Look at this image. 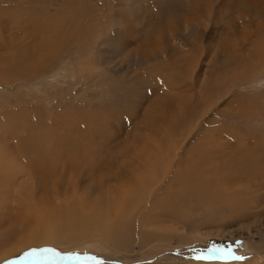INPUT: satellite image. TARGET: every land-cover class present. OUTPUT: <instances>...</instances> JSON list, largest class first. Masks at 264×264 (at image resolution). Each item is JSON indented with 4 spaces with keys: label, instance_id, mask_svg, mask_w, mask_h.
<instances>
[{
    "label": "rangeland",
    "instance_id": "1",
    "mask_svg": "<svg viewBox=\"0 0 264 264\" xmlns=\"http://www.w3.org/2000/svg\"><path fill=\"white\" fill-rule=\"evenodd\" d=\"M259 57L264 0H0V263L264 264V188L227 159L264 144V63L239 67ZM203 181L242 206L162 207ZM150 191L162 203L133 213L147 227L125 249L95 229L31 240L29 215L49 206L103 215Z\"/></svg>",
    "mask_w": 264,
    "mask_h": 264
},
{
    "label": "bare ground",
    "instance_id": "2",
    "mask_svg": "<svg viewBox=\"0 0 264 264\" xmlns=\"http://www.w3.org/2000/svg\"><path fill=\"white\" fill-rule=\"evenodd\" d=\"M259 3H261V2L259 1ZM252 5H253L254 11L256 9H258V8H261V6H259V5H255V4H252ZM261 61L264 63L263 58L261 59L259 57V58H256L255 61H253L251 63L243 64L244 66H242V65L239 66L243 70V72L241 73V75L242 76L246 75L248 72H250L251 69L257 67V65ZM58 68H59V66H58ZM58 68H57V70H59ZM255 72H257V71H255ZM258 78L259 77H256V75H255L254 76V81H256V82L259 81ZM260 80L261 81L264 80L262 78V74L260 75ZM255 131H256V129H255ZM255 131H254V133H255ZM254 137H257L258 139L261 138L262 140H264V131L263 132H261V131L260 132H256V134H255ZM251 140H255V139H251ZM263 145L260 146V147H257L256 149H253V150H248L247 148H241L238 151H236L235 153L233 152L234 153L233 155H230L229 154L228 155V158H227L228 159V162L231 163V166H232L231 169H232V172L235 173V175L238 176L240 174V175L245 176L246 173H251V174L248 175V177L249 178H255L259 182L261 181V183L257 186V187H260V188H264V146ZM255 147H256V144H255ZM43 152H42V155H43ZM219 152H221L220 149L219 148H216V154H219V155L222 154V153H219ZM37 153H38V151H37ZM44 153H46V151ZM211 153H212V149H211ZM213 154H215V152H213ZM46 155H48V154H46ZM223 155H224V153L221 156L223 157ZM221 156H220V158H221ZM226 156H227V154L224 155V157H226ZM46 159L49 160V158H46ZM227 159H226V161H227ZM38 163H39V165H41V162H38ZM42 163L45 164L44 162H42ZM225 163H227V162H225ZM46 164H48V163H46ZM237 169H239V170H237ZM238 177H234V178H237L238 179ZM151 178H152V176H151ZM179 179H178V181H179ZM245 179L247 180V178H245ZM154 181H153V183L156 184V179ZM207 181H209V180H207ZM204 182L205 181H203V183ZM159 186H161L160 183H159ZM159 189H160V187H159ZM165 189H167V188H165ZM168 189L170 190V188H168ZM220 190H221V188H220ZM220 190L218 189V187L210 186L209 184L207 185V182H205V185H202L201 184V185L195 186V184H193L192 186L190 185L188 187V189H186L184 195H183V192L181 194H178L177 197H176V199H175V201H173L174 198L173 199L171 198L172 199V202L171 203L169 202V199L168 198H167L168 200H166L165 194L168 197L170 191H168V195H167V192H165L164 199H162V197H161V200L160 201L164 200L163 201V205L164 206H162V207L166 211H168V212L169 211H172V214H174L175 212L185 213V212L191 210V209H184V208H182V207H185V205H184L185 204L184 199L186 200V202L192 204V206L195 205V204L197 206H199L201 204L200 203V200H203L204 199V204H206V206L209 208V210L210 209H214L216 205H221V204L222 205H226L230 209H234L233 207H237V205H241L242 206V202H241L242 199L241 200H238L236 198L237 200L235 202H232V200L228 202L225 199L226 194H223ZM222 190H224V189H222ZM125 192L121 193L120 199L117 198L120 201H118L116 198L115 199L110 198L111 200L109 201V203H107L108 201L105 202L109 206L107 205V208L106 209L104 208V209H105V211L108 210V212H109V209H110L111 210V215L107 214L108 212H105V211H104L103 215H105V214L106 215L105 216L101 215L100 214L101 212H98V208H95L93 205H92V209L90 208L91 206H84L83 209L81 207H79V208L72 207L70 209L66 205L64 206V209L60 205L49 206V207L45 208L43 211H41V212H38V213H34V214L29 215L33 219V226L31 225L32 226V230L30 232V235H32V239L31 240L36 242L37 239H38L37 241H39L40 239H42V240H44L43 242H46L47 244L48 243L51 244V242H52V245H57V246H72L73 243L76 244V243L82 241L78 237L82 238L85 241V239L89 237L88 230H92L93 231V229H95L94 230V233L96 235L101 236V239L104 240L107 243V245L109 244V246L111 248L113 247V248H116V249H119V250L120 249H125V244H127V242H128L127 240L130 237L129 236V231L131 232V230H133V229H138V227L140 228L141 226H139V225H142V226L144 225L143 227H147V226H145V223L143 222L145 220V218L142 217L144 220L143 221H141V220L139 221V219L141 218V216L138 215V214H135L134 215L133 213H135V212L142 213V210H143V213L145 214L147 212V210L149 209L148 206L150 207L149 210H153L152 207L154 205V202H153V205H152L151 204L152 203L151 201L154 200L153 196L155 195L154 197H156V195H157V194L152 193L150 191V193L149 192H147V193L145 192L146 193V196H144L143 194L141 195V192H140V194H138V195H141V196H139L138 198H136V195L134 196L133 193L131 194L129 192H127V193H125ZM148 193H149V196H148ZM175 194H176V192H175ZM151 196H152V200L150 201ZM145 197H148L147 200H144ZM157 198L159 200V197H156L155 198V201L157 200ZM141 199H142V201H141ZM246 199H247L246 200V203H250L251 204L253 202L252 196H249ZM143 200H144V202H143ZM158 200H157V202H158ZM160 201L158 203H162ZM255 201H257V199H255ZM239 202H241V203L239 204ZM244 202H243V204H244ZM120 204H123V206L121 205V207L119 208ZM175 204H177L179 208H177V207L174 208L173 205H175ZM100 205H101V203H100ZM156 205H155V208H156ZM93 208H95V209H93ZM157 208H158V206H157ZM166 208H168V209H166ZM169 208H171V210ZM173 208H174V210H176V209L177 210L174 211ZM181 208L184 209L185 211L183 212L181 210ZM159 209L161 210V207ZM178 209H180V210H178ZM199 209H200V207H199ZM154 210L157 211L158 209H154ZM153 213H155V212L153 211ZM159 213H163L162 216H164V214H165L164 211L163 212L159 211ZM231 213H232V211H231ZM144 214H141V215L144 216ZM136 215L138 216V218L140 216V218L137 219L136 218L137 217ZM209 215H210V213H209ZM154 216H155V214H154ZM154 216H152V217H154ZM168 216H170V215L168 214ZM185 217H187V218L190 217V213H187L185 215ZM110 219H114V221L113 222L112 221L110 222ZM29 220H31V219H29ZM116 220H117V222H116ZM143 227H141V228H143ZM58 228H59V230H62L63 232L66 230V232H68L69 234L72 233L70 235L77 236V237H75V239H77L78 241L75 240V242H74V237L71 238V237L67 236V234L59 233L57 231L55 232V230L56 229L58 230ZM122 231H123V233H122ZM151 235H153V234H151ZM59 237H61V238L62 237H66L67 238L68 237V238L66 239V241H63L62 240V242H63L62 243V242H58L57 239ZM42 240H40V243L39 244H44V243H42ZM186 241H187V239H186ZM101 245H104L105 246L106 244H102L101 243ZM123 245H124V247H122ZM31 246L32 247H34V246L37 247V245H34L33 242L31 243ZM22 248H23V245L21 247H18V249H22ZM113 248H112V250H113ZM119 250H118V252H119ZM33 251H34V249H33ZM123 251H126V250H123ZM3 253H5V252H3ZM28 253H30V250H29ZM148 254H150V253H148ZM35 256H36V254H35ZM144 256L147 257V254L145 253ZM6 258H8L7 254L0 255V262L3 261V260H5ZM134 258H136V257H134ZM137 258H138V256H137ZM136 260H134V262ZM139 260H140V258H139ZM0 264H2V263H0Z\"/></svg>",
    "mask_w": 264,
    "mask_h": 264
},
{
    "label": "snow or ice",
    "instance_id": "3",
    "mask_svg": "<svg viewBox=\"0 0 264 264\" xmlns=\"http://www.w3.org/2000/svg\"><path fill=\"white\" fill-rule=\"evenodd\" d=\"M219 250L223 251L222 249H219ZM195 258H196V259H201L202 257L197 256V257H195ZM203 258L208 259V258H210V257H203ZM222 258H223V259H230V258H233V259H244V257H241V256H234L232 253L224 254V255L222 256Z\"/></svg>",
    "mask_w": 264,
    "mask_h": 264
}]
</instances>
